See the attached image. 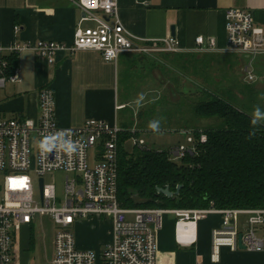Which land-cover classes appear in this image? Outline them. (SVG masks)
<instances>
[{
  "label": "built area",
  "instance_id": "1",
  "mask_svg": "<svg viewBox=\"0 0 264 264\" xmlns=\"http://www.w3.org/2000/svg\"><path fill=\"white\" fill-rule=\"evenodd\" d=\"M75 4L84 16L78 20L70 44L37 40L0 46V88L20 82L18 66L10 69L6 56L18 58L25 50L36 51L48 64L54 63L57 50L90 49L104 61H116L124 53L153 58L181 50L171 35L147 38L131 33L119 19L118 0H76ZM224 27L223 50L243 55L247 60L242 67L243 78L255 80L252 63L258 56L264 58V27L255 23L249 8L237 7L225 10ZM13 31L18 32L19 26L14 25ZM194 42L196 51L215 50L213 36L197 35ZM37 96L36 117L0 116V264H15L17 233L42 217L52 223L50 264H159L157 234L164 214L174 215L179 228L218 214L220 224L210 235L209 257L213 262L219 260L222 247L232 251L239 248L238 235L242 249H264V208H219L212 201L194 208L122 207L117 197L119 135L126 131L132 146L144 147L138 130L95 118L85 119L80 126L61 127L55 120L52 88L41 87ZM197 132L183 130L186 144L169 146L168 157L179 160L193 154L197 144L207 139L201 129ZM57 172L63 173L60 193L53 179ZM240 215L245 216L242 222ZM94 217L110 221L111 241L100 249L79 248L73 228L79 221Z\"/></svg>",
  "mask_w": 264,
  "mask_h": 264
},
{
  "label": "crops",
  "instance_id": "2",
  "mask_svg": "<svg viewBox=\"0 0 264 264\" xmlns=\"http://www.w3.org/2000/svg\"><path fill=\"white\" fill-rule=\"evenodd\" d=\"M75 1L0 0V46L6 47L16 41L37 40L70 44L82 14ZM230 7L249 8L255 23L264 27V0H118V16L126 29L140 37H166L170 35V27L173 26V37L177 39L181 50L170 54H228L229 52L223 50L224 24L225 10ZM14 25L19 26V31L16 33L13 31ZM197 35L213 36L215 50H194V38ZM135 60L148 59L143 55L124 53L119 55L116 61H104L98 52L90 49L73 52L57 50L54 63L48 64L36 51H22L17 59L20 82L14 90L16 96L14 100L18 101L14 103L18 106H13L17 110L11 112L21 116L36 117L38 91L48 85L54 92L57 125L80 126L85 119L95 118L123 129L134 127L139 135L148 128L149 122L145 124L148 116H153L143 106L147 104L146 101L151 100L145 95L154 88L147 87L148 89L141 92L144 87H141L142 89L138 87L137 84H140L138 76L135 77L130 72L133 67L132 62ZM246 61L244 58L241 67ZM252 64L253 70L255 64L263 70L261 76H256L253 88L259 92L262 102L261 106L256 105L254 109L256 111L259 108L264 113V58L258 56ZM141 67L144 69V64ZM156 79L161 83L158 78ZM156 94L157 92H153V97ZM144 97L146 99L144 105L140 102L137 103V106L142 104L140 107H127ZM1 112L5 111L0 110ZM130 112L132 117L137 116L132 125L128 124L127 120ZM258 120L264 122V118ZM180 129L182 133L183 130L196 128ZM174 217L171 219L166 215L162 217V228L157 234L159 264H264V249L260 252L246 251L242 248L232 251L222 247L219 260L216 262L210 260V235L212 228L220 224L218 214H211L195 223H188L183 228L177 226ZM95 220L101 221V219ZM107 222L109 228L106 227L104 238L96 243L95 240L92 244L80 240L76 245L84 249H100L109 243L112 229L110 221ZM85 223L84 221L79 224L83 227ZM34 231L35 228L30 225L23 226L17 233L14 242L15 264H29L28 255L24 251L36 244ZM41 232L42 235L38 239L40 245L45 242L43 239H47L46 228ZM19 234H25L27 237L20 241ZM50 248L52 255V236ZM50 258L45 259V264H50Z\"/></svg>",
  "mask_w": 264,
  "mask_h": 264
},
{
  "label": "trees",
  "instance_id": "3",
  "mask_svg": "<svg viewBox=\"0 0 264 264\" xmlns=\"http://www.w3.org/2000/svg\"><path fill=\"white\" fill-rule=\"evenodd\" d=\"M17 59L15 55L6 56L10 69L17 66ZM192 111L198 117L215 116L222 126L202 128L206 142L197 144L193 154L179 160L170 159L166 150L146 146L127 150L124 142L130 135L120 133V205L194 208L212 201L219 208H264V122L258 120L253 125L255 117L213 94L195 102ZM198 129H193L195 135ZM177 185L181 186L175 193ZM166 186L173 192L170 197L156 191V187Z\"/></svg>",
  "mask_w": 264,
  "mask_h": 264
},
{
  "label": "rangeland",
  "instance_id": "4",
  "mask_svg": "<svg viewBox=\"0 0 264 264\" xmlns=\"http://www.w3.org/2000/svg\"><path fill=\"white\" fill-rule=\"evenodd\" d=\"M84 24L90 25L91 22H84ZM144 56L148 60L133 61V67L130 69V72L131 75L138 76V80L140 81V84H137L138 87H144L143 89L141 88V92L148 89L147 87L154 88L145 95L146 98L150 97L151 100L148 102L144 97V99L138 100L133 105H128L127 107H140L146 101L147 104L143 107L147 112L153 114V116L149 115L145 124L152 120L158 119L160 121L159 132H153L147 128L142 133H139L138 137L144 140L146 148L167 150L169 146L177 143L186 144L185 135L181 133L180 128H220L222 122L219 118L215 116L198 117L192 111L195 102L212 94L253 117H255V106L262 105L259 92L253 88L255 80L247 81L243 78L244 73L241 64L244 62L245 57L237 52L200 55H165L164 53H159L153 58ZM141 64H144V69L141 67ZM254 74L258 77L263 74V70L261 67L259 68L258 64H255ZM17 84L7 83L3 88H0V110L5 111L4 113H0L1 117H11L14 115L11 111L17 110L14 108L18 106L14 103L18 102L14 100V97H16L14 90ZM156 89L158 91H155ZM153 92H157L155 97H153ZM140 102L142 104L137 106V103ZM136 118L137 116L134 115L132 117V113L130 112V116L127 119L128 124H134ZM132 144L131 139H127L124 142L127 150L132 149ZM53 179L57 188L56 190L60 193L63 184V173H55ZM36 194L37 192L35 191V197L37 196ZM164 215L170 219L174 217L173 215ZM95 219L93 221L83 219L74 226L73 232L77 243L83 240L92 244L93 241L96 240V243L101 238H104L103 236L106 234L105 229L106 227L109 228L107 224L108 220L101 218V224ZM244 219V215L239 216L241 222ZM84 221L86 223L82 227L79 223ZM32 228H35L33 237L36 244L24 252L28 255L29 264H45V259L48 260L51 256L50 237L53 233L52 223L47 217L37 218V221H33ZM45 228L47 239H43L45 242L40 245L38 239L42 235L41 231ZM26 237L25 234H19L20 241ZM43 249L45 250L44 252Z\"/></svg>",
  "mask_w": 264,
  "mask_h": 264
},
{
  "label": "water",
  "instance_id": "5",
  "mask_svg": "<svg viewBox=\"0 0 264 264\" xmlns=\"http://www.w3.org/2000/svg\"><path fill=\"white\" fill-rule=\"evenodd\" d=\"M81 16H84V13L81 14ZM170 35L173 36L174 35V27L171 26L170 27ZM181 185H177L176 187V190H175V193H178L179 191V188H180ZM39 191H40V194L42 193V178L39 179ZM156 191L157 193H161L167 197H170L172 196L173 192L169 189L168 186L166 187H156ZM238 247L239 248H243V245L241 244V241H240V235H238Z\"/></svg>",
  "mask_w": 264,
  "mask_h": 264
},
{
  "label": "clouds",
  "instance_id": "6",
  "mask_svg": "<svg viewBox=\"0 0 264 264\" xmlns=\"http://www.w3.org/2000/svg\"><path fill=\"white\" fill-rule=\"evenodd\" d=\"M142 98V97H141ZM255 118L251 121V123L253 125H256L257 124V121L258 119H261V118H264V113H262L260 111L259 108L256 109L255 111V114H254ZM148 128L153 131V132H159L160 130V121L157 119V120H152L149 122L148 124Z\"/></svg>",
  "mask_w": 264,
  "mask_h": 264
}]
</instances>
